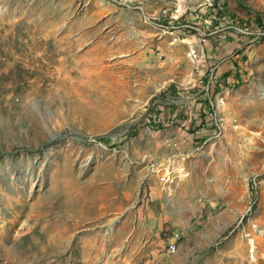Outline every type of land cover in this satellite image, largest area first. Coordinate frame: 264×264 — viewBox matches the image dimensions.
<instances>
[{"label": "rangeland", "instance_id": "obj_1", "mask_svg": "<svg viewBox=\"0 0 264 264\" xmlns=\"http://www.w3.org/2000/svg\"><path fill=\"white\" fill-rule=\"evenodd\" d=\"M263 91L264 0H0V264H252Z\"/></svg>", "mask_w": 264, "mask_h": 264}, {"label": "built area", "instance_id": "obj_2", "mask_svg": "<svg viewBox=\"0 0 264 264\" xmlns=\"http://www.w3.org/2000/svg\"><path fill=\"white\" fill-rule=\"evenodd\" d=\"M181 15H182L181 7L180 6H176L175 10L173 11V13H169V10L167 9V10L164 11L163 15L161 16L162 18L161 17H157V20H156L160 24L161 28H164V29L167 30V31H164L165 33L171 34L173 36V41H179V40L185 41L184 38L181 39V35L180 34H175V29L178 27L177 22H178V20H179ZM243 31L246 32V30H243ZM191 41L192 42L188 41L187 44L193 45L195 39L193 38V39H191ZM202 41H206V39L203 38L199 42L201 43ZM193 48H192L191 51H189V56L192 58L191 62L194 61V58L196 57V55L193 52L194 51ZM202 51L205 54L204 50H202ZM205 57L202 55L198 59V61L199 62L202 61L203 59H205ZM209 58L211 59V56H209ZM190 232H191V230H186L185 232H180V233L175 234L171 238V240L168 242V246L166 248L167 254L168 255H175L176 253H178L179 244H181V242H184L186 238H189L188 236H190ZM258 234H262V233L259 232Z\"/></svg>", "mask_w": 264, "mask_h": 264}, {"label": "crops", "instance_id": "obj_3", "mask_svg": "<svg viewBox=\"0 0 264 264\" xmlns=\"http://www.w3.org/2000/svg\"><path fill=\"white\" fill-rule=\"evenodd\" d=\"M230 44H231V42H230ZM209 54V56L211 55L210 53H208ZM228 70H231L232 71V74H230L232 77H234V66H232V65H229V67H228ZM254 226H256L257 228H259L260 229V227L258 226V225H254ZM261 230V229H260ZM248 237L246 238L247 240L249 239V243H250V245H251V250H252V246L253 245H255L256 246V256H255V260H254V262H252V264H264V254H262V251L264 250V246H263V244H264V236L262 235V234H255L254 233V235H247ZM189 239V238H188ZM187 239V240H188ZM246 240V241H247ZM254 240V241H253ZM191 241V239L189 240V241H187L188 243ZM169 242V241H168ZM186 242V243H187ZM167 246H168V243H167V245L165 246V249L167 248ZM246 247H247V249L245 250V252L247 253L248 252V254H249V257L250 256H252V254L250 253V251H249V249H248V243H247V245H246ZM180 250H179V252L181 251V245H180ZM183 248H185V245H183ZM257 250H258V252H257Z\"/></svg>", "mask_w": 264, "mask_h": 264}, {"label": "bare ground", "instance_id": "obj_4", "mask_svg": "<svg viewBox=\"0 0 264 264\" xmlns=\"http://www.w3.org/2000/svg\"><path fill=\"white\" fill-rule=\"evenodd\" d=\"M261 97H262V99L264 100V91L262 92ZM36 109L39 111V107H38V106H36ZM115 223H116V221L113 222L112 224H110V226L108 227V231H109V232H111V231L114 229V225H116ZM253 241H254V240H253ZM252 253H253V254H256V246H255V245L252 246ZM253 260H255V257H254Z\"/></svg>", "mask_w": 264, "mask_h": 264}]
</instances>
